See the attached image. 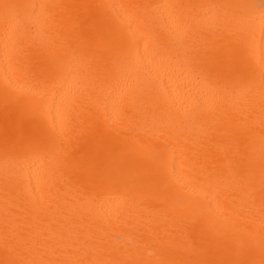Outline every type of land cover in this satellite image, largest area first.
<instances>
[{"label":"bare ground","instance_id":"1","mask_svg":"<svg viewBox=\"0 0 264 264\" xmlns=\"http://www.w3.org/2000/svg\"><path fill=\"white\" fill-rule=\"evenodd\" d=\"M0 264H264V0H0Z\"/></svg>","mask_w":264,"mask_h":264}]
</instances>
